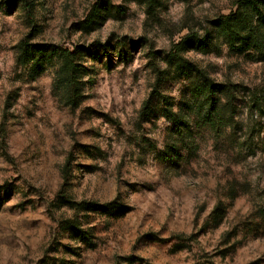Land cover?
Masks as SVG:
<instances>
[{
    "label": "rangeland",
    "instance_id": "rangeland-1",
    "mask_svg": "<svg viewBox=\"0 0 264 264\" xmlns=\"http://www.w3.org/2000/svg\"><path fill=\"white\" fill-rule=\"evenodd\" d=\"M237 1L0 0V264H264V46L179 50Z\"/></svg>",
    "mask_w": 264,
    "mask_h": 264
},
{
    "label": "trees",
    "instance_id": "trees-1",
    "mask_svg": "<svg viewBox=\"0 0 264 264\" xmlns=\"http://www.w3.org/2000/svg\"><path fill=\"white\" fill-rule=\"evenodd\" d=\"M236 7L237 9L231 12L230 15L224 16L216 21L212 25V29L203 39L198 40L195 36L186 37L179 50L187 44H193L197 45L199 48L208 49L210 46V40L217 37L227 40L228 46L241 54L249 52L254 48L261 51L264 46V0H238ZM96 16H94L93 19H95ZM24 51L26 53V61L24 60V62L33 60L34 63L32 70L37 73L44 71L46 66L44 63L45 61L52 63L55 58L60 61L58 84L61 89H65L67 91L68 98L74 103L79 97L78 85L80 84L79 78L81 75V69L76 64L79 49L76 48L73 52H70L68 50L55 48L50 52H45L49 50L42 49L40 47H33L31 49L24 46ZM36 52L41 56V58H37V56H35ZM174 60L178 69L193 72V70H190V64L184 61L183 58L176 55ZM215 89L216 87L205 83V85H202L201 91L197 92V98L204 97L206 101H209L210 99L207 95L214 93ZM172 120L175 123L176 130H181L185 124H188L186 121H183L185 122L184 124L182 120L178 119L176 116ZM64 200L71 208L75 207L72 209L85 213L107 212V210H113L112 214H115L116 212L121 211L119 206L114 207V205H99L96 203L75 204L68 201L66 198ZM5 202L6 200H2L0 198V209ZM117 209L120 210L114 211ZM218 211L219 207L216 209V215ZM67 226L76 237L83 241L90 242V239L88 238L89 235L82 232L75 224L68 223Z\"/></svg>",
    "mask_w": 264,
    "mask_h": 264
}]
</instances>
